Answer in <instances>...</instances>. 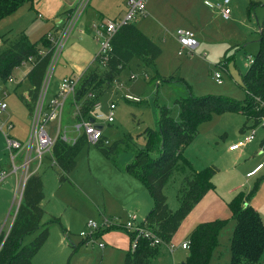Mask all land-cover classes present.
Segmentation results:
<instances>
[{"label": "rangeland", "instance_id": "374dc122", "mask_svg": "<svg viewBox=\"0 0 264 264\" xmlns=\"http://www.w3.org/2000/svg\"><path fill=\"white\" fill-rule=\"evenodd\" d=\"M223 1H148L149 13L146 21L151 30L150 38L162 48V54L157 60L159 77H155L152 69L133 59L121 74L120 80L125 83V88H117L118 84L113 83L104 92L100 99L101 112L106 116L111 101L117 105L114 122L105 124L103 129L110 143L104 146L109 150L110 157L98 145L88 143L78 154L76 166L68 180L61 183L59 170L51 164L47 155L38 171L45 183L44 220L55 216L60 221L48 225L50 236L38 252L34 264H123L125 249L119 244L105 239L102 235L89 243H82L84 239L80 233L87 229L86 223L90 218L98 222L112 217L119 218L120 222L125 221L126 212L131 210L130 194L124 191L129 179H135L141 184L150 204L148 212L152 208L153 200L144 184L125 170L128 161L133 160L145 146V140L140 133L147 127L159 128L160 107H167L170 115L178 119L180 108L177 101L186 97L189 90L196 96H223L240 102L245 99L242 74L250 65L249 57L258 51L259 24L264 18V0H230L226 5L231 10L228 19L223 17L222 8L219 7L225 6ZM251 1L262 4L251 6ZM112 6L113 0H90L66 39L58 60L48 69L47 102L58 90L62 78L68 74V57L72 56V51L76 50L74 46L80 42L81 27L90 23L93 11L96 12L98 8L101 10V7L113 10ZM49 16L45 10L25 4L0 20V36L4 39L1 50L23 32L31 41L39 40L53 25V17ZM64 16L62 14L59 17ZM102 17L98 21L104 19ZM54 25L56 29L55 21ZM179 29L193 30L199 42L198 47L194 50L183 48L176 35ZM51 31H54L53 27L49 32ZM94 33L93 29L91 32L86 30L84 36L87 38L88 35L92 40V50L99 47ZM227 58L229 61L225 64ZM30 67V64H25L14 69L8 84H4L0 77V104H7L5 110L0 109V123L13 124L11 134L23 141L28 139L32 128V115L23 99L28 97V90L31 88L24 77ZM216 73L221 75V83L216 81ZM132 74L137 78L130 81L128 79ZM125 94L136 96L140 101L129 100ZM77 112L78 105L71 99L60 122L61 129L66 130L68 137H78L81 133L75 128L79 121ZM246 122V116L241 112L225 111L214 114L210 120L200 124L199 134L185 149L184 156L196 170L213 166L218 171L213 177L214 188L193 207L172 238L170 243L174 247L187 241L186 235L199 223L230 217L229 203L232 199L241 192L248 194L256 186L250 202L260 212L264 222V169L252 177L246 176L256 164L264 162V149H261L264 127L248 121L245 129H255V139L239 150L229 149L230 144L242 139L241 129ZM58 125L54 121L48 128L54 132ZM4 130L8 131L7 127ZM3 139L6 140L4 136ZM5 152L4 150L3 154ZM20 160L21 157L16 158V161ZM183 178L184 174L174 170L164 187L168 205L172 210L179 207L177 194ZM16 200L14 193L11 200L4 203L7 217L1 228L5 231L14 216ZM223 205L228 210V216L221 215ZM138 214L139 219L143 220L144 211L140 210ZM219 214L220 217H217ZM196 220L200 222L196 224ZM63 227L67 229L63 231ZM234 227L235 221L230 220L220 232L219 247L212 262L213 258H219L223 263L230 261V238ZM37 234L38 232L25 237L24 243L32 241ZM99 243H104L105 247L101 248ZM76 247H79V251L71 255ZM159 248L160 252L151 259V264H174L175 260L190 254V250L181 248L172 254L166 245ZM218 251L222 252L220 257L217 255Z\"/></svg>", "mask_w": 264, "mask_h": 264}, {"label": "trees", "instance_id": "16d2710c", "mask_svg": "<svg viewBox=\"0 0 264 264\" xmlns=\"http://www.w3.org/2000/svg\"><path fill=\"white\" fill-rule=\"evenodd\" d=\"M32 3L33 0H0V20L21 6ZM250 4L255 6L262 3L251 1ZM111 43L112 49L105 67L91 65L76 91L74 101L77 104L82 103L78 120L91 118L93 104L112 87L133 59L152 69L155 77H159L157 59L162 54V48L135 23L122 27L114 35ZM258 43L259 48L253 62L242 74V86L246 93L243 101L214 95L196 96L189 90L186 97L177 101L180 108L178 119L170 115L167 107H160L159 128L147 127L140 133L141 136L146 135L145 146L135 155L133 161L126 165L125 170L144 184L153 200V206L143 225L156 234L162 245L171 242L193 207L214 188L213 177L218 169L209 166L203 170H196L184 156L185 149L199 134L200 124L210 120L214 114L237 111L244 114L247 119L241 129L242 132L248 121L264 127V18L259 24ZM41 48L48 50L45 55L39 54ZM52 48L48 33L33 42L23 32L0 51V77L4 83L10 79L14 69L23 65V61L34 57L25 75L31 88L28 90V97H23L31 115L47 77L52 60ZM228 61L229 58L224 63L227 64ZM90 93L94 94V98L89 97ZM105 140L103 135V139L96 145L110 157L109 150L104 147ZM87 144L84 134L79 135L74 142L58 137L51 155L59 170L61 183L68 180L69 174L76 166L78 154ZM261 149H264V139L261 142ZM174 170L184 174L183 183L177 194L179 207L176 210L169 207L164 193V187ZM256 189L257 186L248 194L241 192L232 199L229 203L230 217L196 225L186 236L190 241V254L185 260L175 264H211L212 257L219 247V234L230 220L235 221L230 238V264H264V222L260 212L250 202ZM44 199L41 175L31 174L26 179L22 200L8 232L3 230L0 233V243H3L0 264H34V257L49 238L48 225L60 221L56 217L44 220L46 215ZM63 230L65 231L64 228ZM37 232L32 241L24 243L25 237ZM162 245H152L150 240L140 239L135 250L129 247L123 264H151V259L160 252L159 247Z\"/></svg>", "mask_w": 264, "mask_h": 264}, {"label": "built area", "instance_id": "2783aa9c", "mask_svg": "<svg viewBox=\"0 0 264 264\" xmlns=\"http://www.w3.org/2000/svg\"><path fill=\"white\" fill-rule=\"evenodd\" d=\"M147 1L148 0H125L126 8L123 15L116 18H104L93 24L95 39L97 40L99 47L97 53L93 58L92 65H101L102 67H105L110 51L112 49V38L122 27L131 23H135L140 18L147 17ZM89 2L90 0H79L75 7L65 12L64 17H59V19H56L55 24L58 27L56 26V29L53 28L54 31L48 32V38L53 44V54L50 65L58 60L63 51L66 39L68 38L76 23L79 21L82 13L89 5ZM229 2L230 0H224L223 4L225 6L222 7V5H219V7L222 8V14L225 19L229 18L231 12L230 8L226 6ZM176 35L183 48L194 50L199 45L195 33L191 30L179 29L177 30ZM3 46L4 39L0 36V50L3 48ZM47 51V49L41 48L39 54L45 55ZM249 59L251 64L254 60V56H250ZM33 61L34 57L31 56L23 61L22 64H30L31 66ZM87 70L81 74L63 77L59 83L58 90L52 95L48 102L46 100L48 90L47 81H49L47 77L49 76V72L47 73V77L42 87L41 94L36 102L35 109L32 114V128L27 140L21 141L9 134L8 131L12 129L13 124H7L8 131L4 130V125H0V130L3 132L6 139V148L9 152L11 161L10 169L7 171L2 170L0 172V183L6 181L9 176H21L20 184L16 187L15 192V198L17 197V200L15 201L16 209H14V216L22 200L26 179L31 174L39 173L38 171L44 160L47 158V155H49L50 157L51 164L55 166V161L52 158L51 152L58 137L60 136L64 140L69 142H74L78 138L77 136L68 137L66 134V130L61 129L60 122L68 102L71 101V99H74L76 91ZM136 78V75L132 74L129 80L133 81ZM215 79L219 83L222 82V77L219 73L215 74ZM114 83L118 84L117 88L124 86V83L119 82L118 80H116ZM89 97L94 98V94L90 93ZM125 97L132 101H140V98L131 94H125ZM81 104L82 103L77 104L78 116L80 114V108L82 107ZM6 108L7 104L5 102H2L0 104V109L3 111ZM116 108V103L114 101H111L108 104V112L105 116L104 113L101 112L102 103L100 100H97L93 104L91 118H89V120L83 118L77 121L78 123L75 124V128L81 131L78 136L84 134L87 138L88 143L95 145L99 143L100 140L103 139V129H100L98 126L101 125L104 127L105 124H111L112 122H114V111ZM54 121H57L59 125L54 132H51L48 127H50V123ZM255 136V129L250 127V129L242 134V139L232 143L229 146V149L231 151L239 150L253 141L255 139ZM105 144L108 145L110 143L105 140ZM17 157H21V160L16 161ZM259 167L263 168L264 163H260L259 165H257V167L249 171L246 176H254L255 170H257V168ZM86 226L87 229L81 231L80 233L85 243L96 240L107 230L122 227L129 236L131 250H135L138 247L140 239L143 238L150 240L152 245L163 244L151 229L143 225V221H140L138 219L136 213H129L124 222H120L119 219L115 217L105 218L101 222H98L94 219H89L86 223ZM2 245L3 243H0V250L2 248ZM99 246L101 248L105 247L104 243H99ZM166 246L171 251L175 248L171 243L166 244ZM181 246L182 248L189 250L190 241L187 240L183 242Z\"/></svg>", "mask_w": 264, "mask_h": 264}, {"label": "crops", "instance_id": "0c3cea01", "mask_svg": "<svg viewBox=\"0 0 264 264\" xmlns=\"http://www.w3.org/2000/svg\"><path fill=\"white\" fill-rule=\"evenodd\" d=\"M78 1L79 0H33V3L31 5V7L32 8H34V7L35 8H40L42 10H45L46 13L48 15H50L49 17H53L52 18L53 19L52 20L53 25L46 32V33H48L52 29V27H54V21L56 22V19H59L57 17H59L61 14H65L66 11H68V10L72 9L73 7H75V5L78 3ZM148 1H147V9L149 7L148 6V3H149ZM112 8H113V10H109L107 7H101V10L98 8V10L96 12L93 11V13H92L93 16H91L90 23H88V24L85 23L84 26L81 27V29L79 30V32L81 34L80 40H79L80 42H77L78 44H76L74 46L76 48V50L72 51V56L68 57L69 60L67 61L68 62L67 65H68L69 71H68V74L66 76H72V75L81 74L84 71H86L92 65L93 58H94L95 54L97 53L98 49L94 48V50H92V40L89 38L88 35H87V38H84L85 31L89 30L91 32L92 29L94 30L93 24L95 22H97L98 19H101V16H103L102 18H106V17H108V18H116V17H119V16L123 15V13L125 11V8H126L125 0H113ZM135 24L137 25V27L140 30H142L145 34L149 35V37H150L149 33H150L151 30L149 28L148 21H146V17L138 19L135 22ZM94 36H95V34H94ZM94 36H93V38H94ZM95 42L98 43L96 39H95ZM26 73H25V75H26ZM25 75H24V77H25ZM66 76H64V77H66ZM120 78H121V75H120V77L118 79V81L121 82ZM19 82H21V81H19ZM4 84H8V82H6ZM58 87H59V85H58ZM58 87H57V89H58ZM123 88H125V85L123 86ZM0 125H4V128L7 127V123H2V124L0 123ZM13 128H14V126L12 127V129ZM103 129H104V127H103ZM11 130H9V134L12 137L16 138V139L21 140V139L15 137L14 135H12L11 134ZM245 131H247V129H244L243 133ZM103 135H104V133H103ZM3 136H4V134L0 130V157H1L0 158V172L2 170H6L7 171L11 167L10 155H9V152L6 150L5 141L3 139ZM142 136H143L144 140L146 141V135H142ZM104 137L109 142L108 138L105 135H104ZM21 141H23V140H21ZM4 150L6 151L5 154H3ZM132 161L133 160H130V161H128V163H130ZM260 163H264V162H259L252 169H250L249 171L253 170ZM263 169H264V167L261 168L256 174L261 172ZM20 180H21V176H18V177L9 176L7 178V180L4 181V183L0 184V233H1V231L4 230L1 227L3 226V223H4V221H5L6 217H7V209L3 208L4 207V203L7 204L11 200L12 196L16 192V187L20 184ZM43 183H44V181H43ZM124 191H126V192H128L130 194L129 200L131 202V207H130L131 210H128L129 212L128 211L126 212V217L124 218V220H126L127 215L129 213H136L137 216H138V219H139V214L138 213H139L140 210H143L144 211V216H142L143 220L142 219L141 220L139 219V220L140 221H144L146 219L147 214H148V210L147 209H148V207H150V204H149V201L147 199L148 197H146V195H144L143 187L135 179L134 180L129 179L126 182V186L124 187ZM44 192H45V183H44ZM226 212H228V210H225L224 205H223L221 215L224 214V216H228L229 214L227 215ZM53 217H55V216H53ZM217 217H220V214ZM13 218H14V216H13ZM13 218H12V220H13ZM212 220H215V219H212ZM212 220H208V221H212ZM198 222H200V221L199 220L195 221L196 224ZM203 222H206V221H203ZM11 224H12V221L9 224V226L7 227V231L6 232H8ZM63 228H62V230H63ZM64 229L66 230L67 228H64ZM119 231H122L123 233H120ZM189 233H190V231L188 232V234ZM49 236H50V234H49ZM102 236L105 239H107V240L111 239L112 241H114V243L119 244L122 248H124L125 249L124 259H125V255H126L128 249L130 247V240H129V236L126 233V231L122 227H119L117 229L116 228L115 229H111V230H109V232L103 233ZM82 243H84L83 240H82ZM181 243L179 245L175 246L174 250H172V251L167 246H166V248L172 254H174L177 249H179V248L184 249V248H182ZM74 250H75V252L72 251L71 255H73L74 253H77L79 251V247L74 248ZM184 250H187V249H184ZM217 255H218V257H220L222 255V252L218 251ZM36 256L34 257L33 262L35 261ZM186 257L185 258H179V259L175 260L174 264L177 263V262L185 260ZM213 257H214V255H213ZM230 259H231V256H230ZM211 264H230V261L226 262V263H223V262L220 261L219 258H218V260H214V258H213V262Z\"/></svg>", "mask_w": 264, "mask_h": 264}, {"label": "water", "instance_id": "95a60500", "mask_svg": "<svg viewBox=\"0 0 264 264\" xmlns=\"http://www.w3.org/2000/svg\"><path fill=\"white\" fill-rule=\"evenodd\" d=\"M98 127H99L100 129H103V126H101V125H100V126H98Z\"/></svg>", "mask_w": 264, "mask_h": 264}, {"label": "bare ground", "instance_id": "6f19581e", "mask_svg": "<svg viewBox=\"0 0 264 264\" xmlns=\"http://www.w3.org/2000/svg\"><path fill=\"white\" fill-rule=\"evenodd\" d=\"M260 169H261V168H260ZM260 169H259V170H260ZM259 170H258V171H259ZM258 171H257V172H258ZM257 172H255V174H256Z\"/></svg>", "mask_w": 264, "mask_h": 264}]
</instances>
